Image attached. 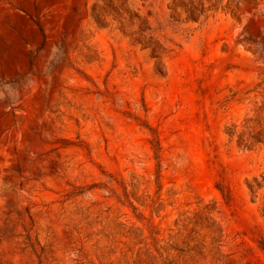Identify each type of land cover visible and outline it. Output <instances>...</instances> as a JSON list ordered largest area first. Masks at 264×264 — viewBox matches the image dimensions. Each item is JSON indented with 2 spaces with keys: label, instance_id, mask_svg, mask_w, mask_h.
Segmentation results:
<instances>
[{
  "label": "rangeland",
  "instance_id": "obj_1",
  "mask_svg": "<svg viewBox=\"0 0 264 264\" xmlns=\"http://www.w3.org/2000/svg\"><path fill=\"white\" fill-rule=\"evenodd\" d=\"M0 264H264V0H0Z\"/></svg>",
  "mask_w": 264,
  "mask_h": 264
}]
</instances>
